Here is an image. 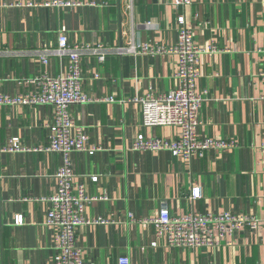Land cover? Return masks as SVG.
Listing matches in <instances>:
<instances>
[{"label": "crops", "instance_id": "crops-1", "mask_svg": "<svg viewBox=\"0 0 264 264\" xmlns=\"http://www.w3.org/2000/svg\"><path fill=\"white\" fill-rule=\"evenodd\" d=\"M55 1L0 0V96L32 95L29 80L68 72V57L43 65L39 56L57 48L61 32L71 46L113 49L134 40L172 48L184 16L199 45L229 50L202 57L198 134L236 146L191 164L169 151L133 150L139 134L178 139L176 127H145L133 102L179 87L177 56L83 55V91L92 101L70 111L97 151L73 154V183L89 197L106 196L88 204L85 215L108 222L76 230L85 264H118L121 257L130 264H264V230H243L232 246L175 249L154 246L151 223L164 207L174 216L264 217V0H194L186 8L172 0H64L73 7ZM54 122L52 106H0V264H53L46 217L62 162L45 148ZM13 139L22 151H5ZM192 187L202 188L203 199H190Z\"/></svg>", "mask_w": 264, "mask_h": 264}, {"label": "built area", "instance_id": "built-area-1", "mask_svg": "<svg viewBox=\"0 0 264 264\" xmlns=\"http://www.w3.org/2000/svg\"><path fill=\"white\" fill-rule=\"evenodd\" d=\"M194 0H172L175 8H186ZM58 7H73L69 1L56 0ZM178 43L172 48H164L155 44L137 43L134 40L127 45L108 49L102 45L71 46L67 35L61 32L58 46L55 50L39 52L41 64L47 65L49 58L68 57L70 65L66 74L51 76L39 75L27 83L36 86L34 94L17 96H0V106L43 105L54 108L55 122L50 126L49 146L46 152H53L61 156V166L56 174L57 192L49 199L50 208L47 212L46 226L54 231L53 248L55 255L53 264H85L82 249L77 244L76 230L87 225L107 224V220L98 218L88 220L86 206L97 200L89 197L82 186L74 187L72 171V156L75 153L93 155L97 148L89 146L88 136L78 127L70 107L75 104H87L91 98L83 91L84 78L82 76V57L86 53L100 55V61L105 60L107 53L117 56L123 55H157L173 54L178 58V72L176 78L179 87L167 94H148L145 98L133 100L142 107L143 125L147 128L176 127L179 129L177 140L147 139L139 134L133 142V150L160 152L169 151L174 156H180L186 164L194 159H202L209 152L220 153L235 148L233 142H220L212 138L201 137L198 128L202 124L201 111L205 99L197 90V81L201 77V60L204 55H214L229 51L221 50L217 44L199 45L194 39V32L184 16L178 18ZM151 26V24H147ZM11 147L7 152H18L23 149L19 139L11 140ZM98 177H92L97 182ZM190 199H203L200 187H192ZM0 196V206H1ZM155 227L157 243L164 242L169 248H218L232 246L236 236L243 230H264V217L237 215L231 212H208L206 214H190L174 216L164 207L159 216L151 221ZM18 224H23L19 216ZM1 255V248H0ZM118 264H130L127 257H121Z\"/></svg>", "mask_w": 264, "mask_h": 264}]
</instances>
